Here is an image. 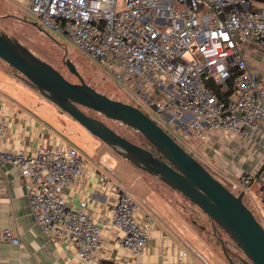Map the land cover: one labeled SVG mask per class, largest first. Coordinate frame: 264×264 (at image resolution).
I'll return each instance as SVG.
<instances>
[{
	"label": "built area",
	"instance_id": "2783aa9c",
	"mask_svg": "<svg viewBox=\"0 0 264 264\" xmlns=\"http://www.w3.org/2000/svg\"><path fill=\"white\" fill-rule=\"evenodd\" d=\"M15 1L25 4L36 25L66 35L80 52L108 71L137 100H143L148 110L144 114L169 131L174 140L187 143L193 137L196 147L204 149L211 133H228L246 144L263 132L264 80L250 67L245 46L255 45L264 53V3ZM229 81L232 90L225 98L208 85L214 83L220 93H226ZM5 131L0 114V160L18 172L29 212L44 233L67 241L88 264H110L98 252L100 223L121 232L118 243L123 249L133 256L141 254L152 220L148 215L136 216V205L127 192L116 189L107 216L96 219L85 201L73 207L64 198V192L84 172L75 147L59 142L42 145L32 153L24 148L8 150L2 146ZM253 182L264 196V162L258 173L240 176L231 187L248 196ZM260 202L264 205V199ZM0 240L20 245L19 237L8 229L1 232Z\"/></svg>",
	"mask_w": 264,
	"mask_h": 264
},
{
	"label": "crops",
	"instance_id": "0c3cea01",
	"mask_svg": "<svg viewBox=\"0 0 264 264\" xmlns=\"http://www.w3.org/2000/svg\"><path fill=\"white\" fill-rule=\"evenodd\" d=\"M245 47L250 67L264 80V53L255 45ZM0 99V114L6 123L2 141L5 149L24 148L32 153L42 145L67 143L57 131L29 110V105L25 108L10 104L1 94ZM262 130L246 144H240L236 137L228 133H211L204 149L196 146L194 149L200 159L214 167L224 180L255 175L264 162ZM98 148V151L90 149L87 156L78 152L84 162V172L64 192L68 205L74 207L80 201H85L88 212L94 218L104 219L108 207L113 203L116 189H121L133 199L136 216L141 218L148 215L152 220L149 238L138 256L131 255L118 243L121 232L117 228H104L99 223V256L110 264H208L197 252L198 247L194 248L192 244V241L202 244L200 233L184 224L175 225L156 214L151 196L161 187L155 177L142 173L120 157L111 156L108 150ZM0 181V234L8 229L20 239V245L0 240V264H88L77 256L76 249L67 241L51 239L34 223L22 180L13 166L3 160H0ZM157 197V203L158 200L165 201ZM184 221L194 227L187 218ZM202 251L209 255V249L203 248Z\"/></svg>",
	"mask_w": 264,
	"mask_h": 264
},
{
	"label": "water",
	"instance_id": "95a60500",
	"mask_svg": "<svg viewBox=\"0 0 264 264\" xmlns=\"http://www.w3.org/2000/svg\"><path fill=\"white\" fill-rule=\"evenodd\" d=\"M39 31L43 32L40 28ZM0 59L118 157L196 206L242 252L244 264H264V228L243 203V192L237 195L230 192L141 110L97 92L84 82L75 65L64 59L65 67L78 80L69 82L17 38L3 32H0ZM84 109L140 133L161 157L117 134L101 120L87 115ZM221 247L227 263L235 264L223 243Z\"/></svg>",
	"mask_w": 264,
	"mask_h": 264
},
{
	"label": "rangeland",
	"instance_id": "374dc122",
	"mask_svg": "<svg viewBox=\"0 0 264 264\" xmlns=\"http://www.w3.org/2000/svg\"><path fill=\"white\" fill-rule=\"evenodd\" d=\"M119 7H121L120 2ZM35 22V18L26 12L24 3L20 4L14 0H0V32L17 38L41 59L57 69L69 82L77 83L78 80L69 73L63 63L64 59H69L75 65L84 82L97 92L113 100L136 106L143 113H148V110H146L147 105L144 104L143 100H137L136 96H133L122 87L108 71L80 52L66 35L56 33L44 27L40 28L38 25L35 27L32 25V23ZM39 28L42 29L43 32L39 31ZM0 94L3 99L10 104L14 103L25 108L29 105V110L38 115L40 119L42 118L41 120L43 122L57 131L58 134L66 140L67 143L75 147L80 154L87 156V152H89L90 149L98 151L97 147H99L101 150H108L111 156L118 157L101 141L86 132L69 115L44 98L37 90L31 88L23 81L19 73L11 69L1 60ZM126 99H129L130 102ZM83 111L87 115L98 118L117 134L123 136L132 143L150 149V146L146 144V140L138 132L118 122L107 120L101 115L93 114L88 110L84 109ZM167 132L170 134L169 131ZM175 141L202 164L214 178L227 187V189L235 195L239 194L240 191L238 189H233L231 187V183L237 182L236 180L238 179L230 181L220 178L215 168L204 163L200 159V156L196 154L194 146L197 145V142L195 138L192 137L187 143L181 142L177 138H175ZM154 179L161 187L159 191L156 190V194L161 199L163 198L165 200H158L157 203L155 201V199H159L157 195L151 196V199L155 202L154 210L156 214L169 219L170 222H173L175 225L184 224L187 228H191L195 232L200 233L202 236V239L200 238L202 244H200L199 241H197L198 243L192 241V244L194 248L195 246L198 247L197 252L208 264H228L223 255L221 243H223L225 251L230 258L232 255L240 256L245 259L242 252L236 248L228 236L217 225L212 224L207 216L196 206L189 203L179 193L161 183L157 178ZM259 188L257 182H253L250 189H248V196H243V203L264 228V205L260 202V199H264V196L259 193ZM148 202L151 203V201ZM185 217L187 221L194 224V227L184 221L186 219ZM203 248L209 249V255L202 251Z\"/></svg>",
	"mask_w": 264,
	"mask_h": 264
},
{
	"label": "trees",
	"instance_id": "16d2710c",
	"mask_svg": "<svg viewBox=\"0 0 264 264\" xmlns=\"http://www.w3.org/2000/svg\"><path fill=\"white\" fill-rule=\"evenodd\" d=\"M258 2H260V3H264V0H257ZM1 60V59H0ZM2 61V60H1ZM3 62V61H2ZM5 63V62H4ZM6 64V63H5ZM7 65V64H6ZM7 66H9V65H7ZM10 67V66H9ZM11 68V67H10ZM11 69H13V68H11ZM14 70V69H13ZM14 71H16V70H14ZM17 72V71H16ZM18 73V72H17ZM24 81V80H23ZM25 82V81H24ZM26 83V82H25ZM208 85H209V87L210 88H212L213 89V91L220 97V98H225V96L226 95H228L230 92H231V90H232V85H231V82L229 81V91L228 92H226V93H220V91H219V88H218V86H216L214 83H211V82H208ZM89 111V110H88ZM91 113H93V114H96V113H94V112H92V111H90ZM98 115V114H97ZM89 116H91V115H89ZM92 117H94V116H92ZM96 118V117H95ZM98 119V118H97ZM140 134V133H139ZM141 135V134H140ZM142 136V135H141ZM143 137V136H142ZM144 138V137H143ZM145 139V138H144ZM146 140V139H145ZM146 144H148L149 146H150V149H148V150H150V151H152L155 155H158L159 157H161V155L158 153V151L146 140ZM191 155V154H190ZM232 255H231V260H232ZM242 264V263H241Z\"/></svg>",
	"mask_w": 264,
	"mask_h": 264
},
{
	"label": "flooded vegetation",
	"instance_id": "af4514ba",
	"mask_svg": "<svg viewBox=\"0 0 264 264\" xmlns=\"http://www.w3.org/2000/svg\"><path fill=\"white\" fill-rule=\"evenodd\" d=\"M241 260H242V257H240V256H233V257H232V261H233L235 264H240V263L244 264Z\"/></svg>",
	"mask_w": 264,
	"mask_h": 264
}]
</instances>
